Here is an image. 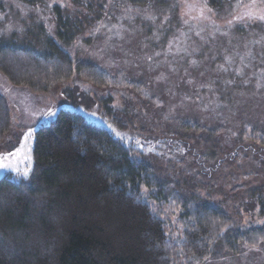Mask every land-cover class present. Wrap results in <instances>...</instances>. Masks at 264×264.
Masks as SVG:
<instances>
[{"label": "trees", "instance_id": "obj_1", "mask_svg": "<svg viewBox=\"0 0 264 264\" xmlns=\"http://www.w3.org/2000/svg\"><path fill=\"white\" fill-rule=\"evenodd\" d=\"M152 1L130 0L139 6ZM53 11L55 38L46 37L41 46L0 41V73L33 93L73 80L112 87L106 74L91 63L74 62L63 48L83 33L90 16H65L58 6ZM62 94L72 109L60 107L37 123L29 136L28 166L0 175V264H202L239 255L243 247H264V223L243 227L240 214L229 213L204 189L224 170L222 158L232 163L242 154L243 163L264 167L263 136L241 131L230 155L221 156L229 147L222 146L220 129L184 120L153 133L142 127L147 142L132 126L129 110L105 103L111 121L106 126L76 111L82 102L72 90ZM10 129V110L0 94V145ZM150 139L161 146L156 152L149 149ZM163 146L174 156L190 150L195 157L189 184L182 172L160 170ZM197 147L208 156H198ZM143 189L155 203L171 202L181 210L186 230L179 243L166 237L160 212H153Z\"/></svg>", "mask_w": 264, "mask_h": 264}, {"label": "rangeland", "instance_id": "obj_2", "mask_svg": "<svg viewBox=\"0 0 264 264\" xmlns=\"http://www.w3.org/2000/svg\"><path fill=\"white\" fill-rule=\"evenodd\" d=\"M88 3L93 10L88 11ZM213 4L210 0H154L141 6L130 0H0V41L41 46L46 37L55 38V6L65 16L88 14L90 24L83 33L62 46L74 62L91 63L113 83L102 89L73 80L61 89L33 93L13 86L0 73V94L11 119L10 132L0 145V175L28 166L29 136L37 123L60 107L72 109L62 90H72L82 102L76 111L106 126L111 121L105 103L129 110L138 133L142 127L152 133L176 128L184 120L218 128L222 146L229 147L221 156L231 151L241 131L264 137V20L255 18L264 15V0ZM140 134L148 142L149 134ZM154 142L157 145H151ZM160 147L158 140L150 139L149 149L156 152ZM166 148L158 152L160 170L182 172V180L189 184L186 176L196 169L195 157H190V150L174 156ZM197 148L198 156H208ZM242 158L239 154L232 163L222 158L224 170L219 176L215 172L210 187L204 189L229 213L240 214L243 227L259 226L264 223V167L257 161L243 163ZM198 179L208 182L202 176ZM257 190L260 195L252 197ZM147 194L143 189L153 212H160L166 237L179 243L186 230L181 210L171 202L155 203ZM202 264H264V247H243L239 255Z\"/></svg>", "mask_w": 264, "mask_h": 264}, {"label": "snow or ice", "instance_id": "obj_3", "mask_svg": "<svg viewBox=\"0 0 264 264\" xmlns=\"http://www.w3.org/2000/svg\"><path fill=\"white\" fill-rule=\"evenodd\" d=\"M210 11V10H209ZM250 18H253L251 16V14H248ZM255 18H258V19H261V20H264V15H260L259 17H255ZM237 19H239V17H237ZM205 259H207V257H205Z\"/></svg>", "mask_w": 264, "mask_h": 264}]
</instances>
